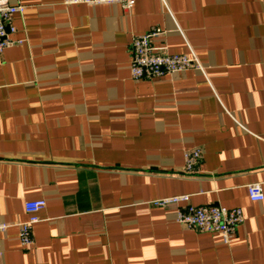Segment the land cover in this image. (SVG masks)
Segmentation results:
<instances>
[{
  "label": "crops",
  "instance_id": "0c3cea01",
  "mask_svg": "<svg viewBox=\"0 0 264 264\" xmlns=\"http://www.w3.org/2000/svg\"><path fill=\"white\" fill-rule=\"evenodd\" d=\"M0 52V264H264V0H10ZM204 66L148 80L129 66L133 36ZM198 147L196 172L183 154ZM238 207L230 243L186 228L175 207ZM43 199L33 244L14 225Z\"/></svg>",
  "mask_w": 264,
  "mask_h": 264
},
{
  "label": "built area",
  "instance_id": "2783aa9c",
  "mask_svg": "<svg viewBox=\"0 0 264 264\" xmlns=\"http://www.w3.org/2000/svg\"><path fill=\"white\" fill-rule=\"evenodd\" d=\"M88 6L119 4L124 9H130L135 0H73ZM23 6L13 4L10 0H0V52L5 48L20 44L21 40H13L9 33L13 31L10 24L11 17L21 14ZM166 32L159 27L135 35L131 41L130 74L135 79L145 78L153 80L166 74H174L194 69L204 74V66L187 43L188 53H169L165 48L154 46V40L165 36ZM184 172L187 175L196 172L202 158V151L195 147L188 149L183 154ZM247 194L251 201L260 202L264 194L260 183H251L247 186ZM155 207H175V221L191 229H199L205 232L218 233L223 243L231 242L239 224L243 222L241 208H228L221 205L194 206L189 201V195L181 194L157 198L149 202ZM45 200H27L23 204L26 220L14 224L18 228V239L22 246L33 244L32 229L39 222L38 213L45 207ZM11 224L0 221V237ZM1 246V243H0Z\"/></svg>",
  "mask_w": 264,
  "mask_h": 264
}]
</instances>
